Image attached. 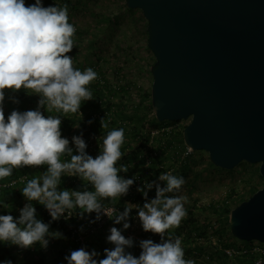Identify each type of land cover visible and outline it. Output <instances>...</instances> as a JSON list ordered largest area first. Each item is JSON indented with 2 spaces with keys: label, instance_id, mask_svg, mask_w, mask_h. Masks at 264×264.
<instances>
[{
  "label": "clouds",
  "instance_id": "obj_1",
  "mask_svg": "<svg viewBox=\"0 0 264 264\" xmlns=\"http://www.w3.org/2000/svg\"><path fill=\"white\" fill-rule=\"evenodd\" d=\"M75 32V25L69 22L67 4L45 7L43 0H35L33 4H26V0H0V182L21 167L47 166L41 174L21 178L24 187L19 190L27 203L19 209L17 217L0 214V244L21 250L39 245L46 250L50 239L63 238L62 233L49 231L50 222L37 218L35 202L47 209L52 221L77 212L82 219L94 213L92 223L103 215L114 225H122L109 229L106 242L112 247L104 249L103 259L95 249L81 247L65 256L66 264H194L192 259L185 258L182 238L169 232L178 228L187 215L184 207L187 198L180 194L185 184L183 176L162 172L157 179L163 186L156 181L143 182L137 188L145 200L142 207L126 203L124 210L118 212L104 201L115 205L138 179L119 175L127 173L130 167L118 165L124 155L121 151L124 128H112L100 137V151L95 158L87 154L82 134L72 137L73 147L62 137L61 118L69 114L81 118L82 102L93 100L88 86L98 79L94 69L81 71L67 55L73 49ZM6 89L13 93L23 89L38 95L36 109L13 110L5 118ZM13 103L18 101L13 99ZM41 109L59 115H44ZM101 127L107 129L108 124L103 120ZM65 176L81 180L85 190L61 188V178ZM89 185L92 190H88ZM9 187L10 184L0 183V188ZM153 188L155 198L149 200L148 193ZM8 207L0 200V208ZM133 209L143 231L160 237L159 243L141 240L138 257L128 251L134 246L133 239L123 235L130 227ZM2 264L12 261L5 260Z\"/></svg>",
  "mask_w": 264,
  "mask_h": 264
},
{
  "label": "rangeland",
  "instance_id": "obj_2",
  "mask_svg": "<svg viewBox=\"0 0 264 264\" xmlns=\"http://www.w3.org/2000/svg\"><path fill=\"white\" fill-rule=\"evenodd\" d=\"M54 2L60 5L68 3L69 22L76 27L73 37L74 46L72 51L67 54L73 58L74 67L81 71L89 67L94 69L98 73V79L90 85L98 82L105 87L106 95L109 96L111 107L109 115H106L104 120L106 122L108 119L115 121L117 125L122 128L126 127L127 130L136 126L137 131L148 134V142L145 144H140L138 138L132 140L130 134L124 136L131 137L132 149L126 158L132 161L129 165L130 171L123 173L122 176L126 179L138 176V179L129 188L127 195L120 197L115 205H112L109 200H105L104 203L114 206L118 212L124 210L126 203L142 207L145 200L137 188L141 187L143 182L156 181L161 184L162 182L157 178L162 172L181 170L184 172L185 184L180 194L187 198L184 207L187 215L191 209L194 212V216L186 215L194 221L192 223L189 221L188 224L192 230L198 227L199 234L192 231L190 235L188 234L189 230L185 229L178 236L182 240L190 236V240L201 245V251L197 254L192 253L186 259H192L194 264H237L232 261V258L241 254L247 243L230 237L226 230L229 228L228 216L214 215L210 206L218 208L227 202L232 210L235 204L246 201L252 194L262 189L264 179L259 175V165L241 163L231 171L214 169L209 165L207 153L203 151L188 153L186 147H182L180 141H183L182 133L189 123L188 121H179L175 124L167 122L165 126L157 127H152L149 124V121L154 117L150 99L152 84L150 67L154 63V56L147 47V21L140 10L128 9L124 0H55ZM38 100L39 96L36 95L35 100H32L23 111L35 110ZM100 108L101 106L89 114L86 113V109L80 108L81 118L78 114H69L67 117L61 118V125H65L61 134L62 137L69 140V146L73 147L71 143L73 136L82 134L87 145L86 152L93 158L99 154L100 137L106 133V131H100V128L96 131L89 129V121L101 118ZM41 111L44 115H59L55 112L47 113L43 109ZM122 114L132 117V121L122 118ZM143 115H146V118L137 123ZM87 117L88 119H86ZM70 118H75L74 124L68 122ZM164 133L167 134L163 136ZM170 138L171 146L168 147L167 142L170 141ZM163 148L168 149L164 152ZM134 152L139 155L133 159L131 153ZM141 159L144 161L141 162ZM121 164L123 165V163ZM146 164H150L151 167H144ZM138 194L141 196L139 200L131 202L126 200L127 196L135 197L134 195ZM20 195V206H24L27 201L21 192ZM153 198H155V188L148 193V199ZM120 201H123V205L118 204ZM85 216L90 215L86 214ZM136 217V210L133 209L130 213V227L123 232V235L133 239L134 246L128 251L138 257L141 251L139 248L141 240L152 239L153 242L159 243L160 237L144 232ZM114 226L122 228V225H114L110 219L106 221L101 230L87 238L85 247L88 250L95 249L103 259L104 249L112 247L106 242V237L109 234V229ZM186 226L188 225L186 224ZM221 230L225 233L224 237L216 234ZM169 232L176 236L177 230L176 228L170 229ZM201 234L203 236H199ZM251 243L252 247L264 249V244ZM228 244L235 246L225 252L232 260L224 259L218 254L219 251H222L223 245ZM62 245L53 238L46 250L37 249L36 246L25 250L11 246L10 252L14 256L12 264H34L43 255L49 263L57 261L58 264H66L64 259L59 257V249ZM187 246V244L183 245L182 241V247L187 248Z\"/></svg>",
  "mask_w": 264,
  "mask_h": 264
},
{
  "label": "water",
  "instance_id": "obj_3",
  "mask_svg": "<svg viewBox=\"0 0 264 264\" xmlns=\"http://www.w3.org/2000/svg\"><path fill=\"white\" fill-rule=\"evenodd\" d=\"M124 1L147 21L155 120L188 121L191 152L225 171L257 164L264 179V0ZM228 226L236 240L264 244V186Z\"/></svg>",
  "mask_w": 264,
  "mask_h": 264
},
{
  "label": "trees",
  "instance_id": "obj_4",
  "mask_svg": "<svg viewBox=\"0 0 264 264\" xmlns=\"http://www.w3.org/2000/svg\"><path fill=\"white\" fill-rule=\"evenodd\" d=\"M55 0H43V5L45 7L47 6H55ZM29 0H26V3H28ZM68 2V1H67ZM68 4V3H67ZM88 87H90L92 94H93V100L90 101H86V102H82V106L81 108L86 109V113L89 114L90 112H93L94 110L99 109V106H101L100 108V115L101 118H96L93 121H91L89 129L92 131H96L97 129L100 128V131H108L111 130L112 128H120V125H117V123L115 121H108L106 122L104 120V116L106 114L109 113L110 107H111V101L109 100V96H107V92L105 91V87H103L101 84H99L98 82L94 85H89ZM106 90L108 91V89L106 88ZM109 93L111 94L112 91L110 90ZM117 93V92H115ZM36 95L35 94H29L26 93L23 89L13 93L11 90H5V100H4V112H5V118H7V115L10 114L13 110H17V111H23L24 109H26L25 107L30 104V102L32 100H35ZM13 99L17 100L18 103H13ZM99 105V106H98ZM120 105V104H119ZM121 106V105H120ZM145 114V113H143ZM122 118H124L125 120L128 118V121H132V117H126L125 115H121ZM144 118H146V115H143L142 117L139 118V121L137 123H140L141 121L144 120ZM88 119V117L86 118ZM108 124V128L107 129H102L101 127V121H103ZM68 122L70 124H74L75 123V118H70L68 120ZM174 124L177 122H173ZM128 124V123H127ZM149 124L152 127H157V126H165L167 124V122L165 123H158L155 118L153 117V119H151L149 121ZM65 125L62 124L60 127V130L64 129ZM124 136L126 134H130V136L133 139H137L139 143L141 144H145L147 141V136L148 134H144L140 131L136 130V126L132 127L130 130H127L126 127L124 128ZM167 133H164L163 136H165ZM131 137H125V145L123 144L121 147V151L124 154L121 158L120 161H118V165H120L121 163H123V165H130V162L132 161L131 159L126 158L129 155L130 149H132V142H131ZM172 138V137H171ZM171 138L170 141H168V147L171 146ZM181 145L183 148H185V146L183 145V141H180ZM160 144V141H159ZM164 149V150H163ZM162 151H167L168 148H163ZM98 150V149H97ZM75 154V152L73 153ZM131 155L133 156V159L136 158L139 154H137L136 152L131 153ZM140 157V156H139ZM144 159H141V162H143ZM209 165L216 169L211 163H209ZM47 169L46 165H42L39 167H32V166H27V167H21L17 170H14L13 175L11 177H8L5 179V181L0 182V183H9L11 181L14 180H20L23 176H28L29 178H31L34 175H38L40 172H45ZM130 171V169H129ZM128 171V172H129ZM174 175H181L184 177V172H181V170L179 171H174L172 172ZM123 173H119V175L122 176ZM161 186H163V183H161ZM24 184L23 182H17V184L15 186H11L9 188H0V200L4 201V203L6 205H8L9 207L7 209L4 208H0V214H11L14 217H17L19 215V209H21L23 207V205L20 206L21 201L19 200L21 198L20 195V188H23ZM61 188L63 189H71V190H76V191H83L84 189V184L81 180H79L78 178L75 177H62L61 178ZM88 190H92L91 186H88ZM135 197H126V200H128L129 202L131 201H137L141 198V196L138 195H134ZM123 201H120L118 204L119 205H123L122 203ZM239 204H235L233 207H236ZM33 206L36 208V214H37V218L41 219L42 221H44L45 223H49L50 222V232H60L62 233V237L61 239H56L57 242L62 243L63 245L60 246L59 249V257L63 258L65 261V256H67L70 251H74L80 248L79 244L75 241V239L72 236V230L69 229V226H73V228H77L78 225V221L76 220L77 217L79 216L77 214V212H73V217H71L70 219H59L56 221H52L50 218H46L45 217V213H44V207L36 204L35 202H33ZM229 204L223 203L221 206H210V209L212 211V213L215 215H218L219 217H223V216H229V212L231 211V209L229 208ZM18 208V211H16ZM77 216V217H76ZM189 217L194 216V212L193 210H189L188 211V215ZM184 217L182 219V221L180 222V226L178 228H176L177 233L176 236L180 235V233L185 230L188 229V234L191 235L192 231L193 233H197L199 234V229L198 227L195 228V230H192L191 226L188 224V222L190 221L191 223L194 222L192 220V218H188V217ZM186 224L188 226H186ZM194 224V223H193ZM194 226V225H193ZM227 233L230 235V231L229 228L226 229ZM172 235H174L173 233H171ZM216 234H218L221 237H224V231H219ZM175 236V235H174ZM199 236H203V234L199 235ZM191 237L188 236L187 238L183 239V245L187 244V248H184V253H185V258L189 255H192V253L197 254L199 251H201V245L197 244L196 242H194L193 240H190ZM53 241V238L50 239V243ZM244 243V242H243ZM252 243H247L246 246H244V250H242L241 254L234 256L232 259H230L228 257V255L225 253L226 250L228 249H233L235 246L228 244V245H223V249L222 251H219L218 254H220V256H222L224 259L227 260H232L234 262H236L237 264H256L258 261L264 262V255H260L254 251H252ZM36 248H40L39 245H35ZM10 247L9 245L6 244H0V264H2L3 261L5 260H14V256L12 255V253L10 252ZM67 248V250H65ZM45 255H43L40 259H38L37 261L34 262V264H58L57 261H54L53 263H49L48 261H46V259L44 258ZM66 262V261H65Z\"/></svg>",
  "mask_w": 264,
  "mask_h": 264
},
{
  "label": "built area",
  "instance_id": "obj_5",
  "mask_svg": "<svg viewBox=\"0 0 264 264\" xmlns=\"http://www.w3.org/2000/svg\"><path fill=\"white\" fill-rule=\"evenodd\" d=\"M34 2H35V0H29L28 4H33ZM106 115L108 116L109 113ZM105 116H104V118H105ZM99 118L100 117H98V119ZM108 121H109V119L107 120V122ZM186 149H187L188 153H191V151L188 148H186ZM14 181H15V183H13V181H11L8 184H10L11 186H15L17 184V182H22L21 179L20 180H14ZM44 213H45L46 218L51 219L47 209H45V208H44ZM71 217H73V214L71 216H68L67 214H65V217H61V219H70ZM76 220L78 221L79 226L75 229L73 228V226H69V229L72 230V236L81 248V247H85L86 240L88 237L95 234L96 232H98L99 230H101L104 227L106 221H108L109 218L107 216L102 215V217L99 221L92 223L90 221L95 220V214L93 213L90 216H85L83 219L78 216ZM252 251H254L260 255H264V249L252 247Z\"/></svg>",
  "mask_w": 264,
  "mask_h": 264
},
{
  "label": "crops",
  "instance_id": "obj_6",
  "mask_svg": "<svg viewBox=\"0 0 264 264\" xmlns=\"http://www.w3.org/2000/svg\"><path fill=\"white\" fill-rule=\"evenodd\" d=\"M65 250H67V248Z\"/></svg>",
  "mask_w": 264,
  "mask_h": 264
}]
</instances>
